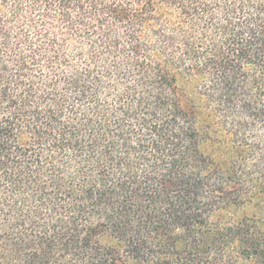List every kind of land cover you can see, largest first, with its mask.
Returning <instances> with one entry per match:
<instances>
[{"label": "trees", "instance_id": "1", "mask_svg": "<svg viewBox=\"0 0 264 264\" xmlns=\"http://www.w3.org/2000/svg\"><path fill=\"white\" fill-rule=\"evenodd\" d=\"M247 205L264 0H0V264H264Z\"/></svg>", "mask_w": 264, "mask_h": 264}, {"label": "rangeland", "instance_id": "2", "mask_svg": "<svg viewBox=\"0 0 264 264\" xmlns=\"http://www.w3.org/2000/svg\"><path fill=\"white\" fill-rule=\"evenodd\" d=\"M184 87L186 91V97H185L186 103L190 104L188 101L194 100L196 105L199 106L200 99L197 96L196 85L194 83L189 82ZM253 215H257L258 218H262L264 220V205L263 207L247 205L241 208V210H239L238 212H232V213L225 214L223 218L227 219L229 217L235 216L236 219L237 218L239 219V218L246 217V216L251 217Z\"/></svg>", "mask_w": 264, "mask_h": 264}]
</instances>
